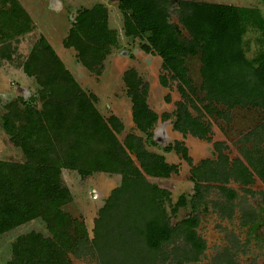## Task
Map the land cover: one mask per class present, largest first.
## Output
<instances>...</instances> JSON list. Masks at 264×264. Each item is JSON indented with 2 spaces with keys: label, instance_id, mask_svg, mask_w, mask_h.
I'll return each mask as SVG.
<instances>
[{
  "label": "trees",
  "instance_id": "trees-1",
  "mask_svg": "<svg viewBox=\"0 0 264 264\" xmlns=\"http://www.w3.org/2000/svg\"><path fill=\"white\" fill-rule=\"evenodd\" d=\"M0 2V56L11 59L15 52L11 42L31 33L34 26L19 0ZM169 4L170 0H118L127 38L142 40V50L159 56L163 69L179 81L182 100L176 103L173 113L174 129L200 139H208L211 133L210 124L191 113V109L201 110L189 93L195 92L186 67L189 57H200V90L204 95L199 102L203 111L217 112L226 120L235 109L264 113V18L260 11L181 1L178 25L171 22ZM108 13L103 4L79 9L63 41L65 48L76 52L78 62L87 71L98 75L117 43ZM249 27L259 30L262 37V48L253 58L247 56L245 42ZM123 81L133 123L143 135L129 134L124 142L111 139L57 86L50 89L37 109L24 102L31 112L23 120L11 108L12 103L6 105L5 129L9 133L19 122L16 128L24 158L0 160V236L34 221L44 229L18 237L11 245L7 264H75L74 259L87 258L98 264H145L171 240L174 233L168 226L166 206L171 202L170 194L151 184L146 176L169 178L177 168L148 148L157 146L154 128L159 122L158 114L148 104V84L134 69L125 72ZM161 81L167 83L164 77ZM106 126L116 134L124 130L116 116L110 117ZM258 150L254 154L248 150L244 156L264 182V154ZM163 151H175L184 158L188 155L182 142L169 144ZM203 165L208 167L194 170L196 178L205 174L206 181L218 179L220 184L231 179L245 186L254 182L242 160L231 162L223 153L218 163L208 160ZM66 170L84 179L95 173L128 178L100 209L93 238L85 223L66 209L73 201L72 191L63 181ZM262 195L264 200V192Z\"/></svg>",
  "mask_w": 264,
  "mask_h": 264
},
{
  "label": "rangeland",
  "instance_id": "rangeland-1",
  "mask_svg": "<svg viewBox=\"0 0 264 264\" xmlns=\"http://www.w3.org/2000/svg\"><path fill=\"white\" fill-rule=\"evenodd\" d=\"M181 1L255 8L264 18L262 0H170L168 8L171 22L178 25ZM19 2L30 15L34 27L31 33L11 42V49L15 51L11 59L0 56V160L20 161L24 158L18 140L19 128H16L19 122H16L13 131L9 133L5 129L3 117L6 114V105L12 103L11 108L18 111L17 115L23 120L31 112L23 103L27 102L36 109L41 107L44 97L53 86H57L68 96L69 102L75 104L77 109L81 107L88 113L101 129H105L111 139L124 142L126 136L132 133L142 137L133 123L132 105L123 81L125 72L131 69L148 84V104L159 116V122L154 128L157 146L148 147L149 150L164 154L163 149L167 145L177 140L183 141L188 144L189 155L195 166L205 159L216 160L215 147H218V144L231 160L241 159L246 162L244 152L248 150L254 154L260 149L264 154V113L257 109H235L229 112V120H226L219 117L217 112L208 113L202 110L203 106L199 99L203 98L204 93L200 90L202 78L199 56L189 57L186 61L192 88L195 89V92L189 90L190 97L201 110L199 112L191 109V113L193 116L200 115L203 121L210 124L209 139L184 137L173 130V113L176 103L182 100L178 90L179 81L163 69V61L159 56L147 54L142 50V40L127 38L123 30V15L119 10L118 0H19ZM96 4L107 7L110 28L117 35L116 46L100 68V75L87 71L78 62L76 52L63 45L77 11L92 8ZM183 36H188L184 30ZM261 40L259 30L249 27L245 35L249 58L260 52ZM163 77L166 84L161 81ZM165 115L169 117L164 119ZM112 116L123 122L124 130L121 134H116L111 127L106 126ZM168 157L170 162L178 164L179 172L173 174L170 179H150V182L171 192L172 203L167 210L174 225L189 216L188 202L194 194V185L190 180L193 165H189L179 155L174 156V153ZM63 181L74 192L75 198L66 207L67 211L74 218L87 222L89 235L93 238L92 219L98 214L97 207L104 204L110 190L123 183L125 179L109 173H95L84 179L78 173L66 170L63 172ZM230 187L238 193L237 211L232 220L225 221L220 215L215 220L214 232L210 236L209 255L203 258V263L213 261L214 264H218V254H221L222 250L232 248V242L234 243V238H237L239 243L235 246L239 250L234 252L236 264H248L251 261L264 264V242L240 227L242 212L250 209L260 211V192L264 190V185L256 177V182L247 188L251 189L252 193H246L244 187L239 184L232 183ZM91 189L95 190L92 195L96 194L100 199L97 204L90 203ZM209 195L210 201L220 199L219 193L214 194V191ZM31 232H44L42 224L30 222L0 236V264H7L11 259L12 243L18 237ZM263 234L264 230L261 231V235ZM248 240L251 242L248 243ZM74 263L98 264L90 258L74 259Z\"/></svg>",
  "mask_w": 264,
  "mask_h": 264
},
{
  "label": "flooded vegetation",
  "instance_id": "flooded-vegetation-1",
  "mask_svg": "<svg viewBox=\"0 0 264 264\" xmlns=\"http://www.w3.org/2000/svg\"><path fill=\"white\" fill-rule=\"evenodd\" d=\"M179 7H180V4H179ZM180 8H179V11H180ZM172 126H173V123H172ZM173 130L177 133H180L182 136H184L181 132L176 131L174 127H173ZM186 136H191L192 138H197L199 140L209 139V135H208V139H200L191 134H188ZM176 142H182L184 147L187 149L188 155L186 158H184L182 155L178 154L175 151L164 153V154L159 153V154L165 157L166 163H168L169 165L175 166L177 168V171L175 173H178L179 172L178 164H176L175 162H170L169 160L170 158L168 157V155H172L173 153H174V156L179 155L182 158V160H184L191 166L193 165V159L189 155L188 144H186L183 141H179V140L175 141V143ZM219 149L221 153L225 154L223 152V148L221 145ZM215 152L217 155L216 160L205 159V160H202L198 166H195V165L192 166L190 180L194 185V194L191 196L188 202L189 203L188 204L189 216L182 219L181 221H178L176 224L173 225L171 222V215L169 211L167 210L168 226L170 227V229H172L174 234L171 240H169V242L162 244L160 248L161 250L156 252V256H154V258L147 260L145 264H214L213 261L211 262L208 261L206 263H203L204 262L203 258L206 255H209L210 236L214 232L213 225H215V220L218 219L219 215L225 221L232 220L235 212L237 211L236 200L238 199V193L236 190L232 189L230 185L232 183L239 184L242 187H244L246 193H252L251 189H247V188L252 186L256 182V177L259 178L260 181L264 185V182L262 181V179L253 171V169L249 166L247 161L244 162L243 160L242 162L246 166H248V168L251 170L253 174L254 182L251 185L245 186L241 182H235L233 179H231L228 183H224V184L218 183V179L213 180V181H206L204 179L205 174H200L201 177L196 178L194 176V170L196 168H201V166L205 167L206 165H203V162L211 160V161H215L218 163V158L220 157V154H221L218 151V147H215ZM230 161L233 162L234 160L230 159ZM214 166L215 168L218 169V164L217 165L214 164L213 167ZM207 167L208 166H206V168ZM113 175H120L122 176L123 179H125V181L123 183L121 182V184L118 185L117 187H114L113 189H111L110 192L108 193L106 200H108L112 196L113 192L116 189L121 188L128 181V178L125 175H122V174H113ZM171 176L169 178H154V177L146 176V179L150 182V179H170ZM150 183L155 184L152 182ZM155 185H157L160 189L169 192L171 202L170 204H166L167 209H168V207L172 203L171 192L166 188L160 187L158 184H155ZM221 187L227 188V190L230 192L221 190L220 189ZM89 191H90L89 194H91V196L89 197L92 199L90 203H95V202H96L95 204L99 203L100 199L97 197V195L96 194L92 195V192H95V190L91 189ZM212 191H214V194L219 193V196H220L219 201L218 199H216L214 202L210 201L209 194ZM263 192L264 190L260 192V195H261L260 211L257 212V211L250 209L248 211L242 212L241 222H240V227L242 229L247 230V232L250 235L254 236L258 240L260 239L262 242H264V234L261 235V231L264 230V200H263V195H262ZM72 195H73V201H74L75 199L74 192H72ZM106 200L104 201V204L97 207L98 214L96 217L92 219L93 230L95 227V221L99 216V211L101 208L104 207ZM211 206H214V207H211ZM84 223L85 225L87 224L86 221H84ZM86 228H87V225H86ZM187 235H192V238H188ZM234 236L235 235L233 234L232 237ZM234 239H235V242L234 243L232 242L233 244V246L231 245L232 248H227L225 250H222V253L218 254V264H236L234 262V254H235L234 252L235 251L238 252L239 249L237 248V246H235V244L237 245L239 242L237 238H234ZM247 242L250 243L251 241L248 240ZM248 264H256V263L251 261Z\"/></svg>",
  "mask_w": 264,
  "mask_h": 264
}]
</instances>
